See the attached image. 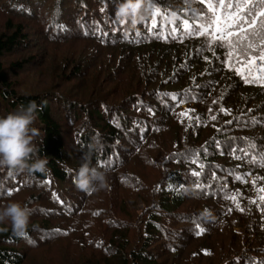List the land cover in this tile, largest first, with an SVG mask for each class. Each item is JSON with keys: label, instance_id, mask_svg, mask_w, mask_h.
Instances as JSON below:
<instances>
[{"label": "trees", "instance_id": "trees-1", "mask_svg": "<svg viewBox=\"0 0 264 264\" xmlns=\"http://www.w3.org/2000/svg\"><path fill=\"white\" fill-rule=\"evenodd\" d=\"M117 2L0 0V13L34 19L50 44H90L48 52L56 78L86 93H17L9 73L37 66L45 51L28 50L23 24L8 20L0 32V117L35 101L36 155L49 161L44 173L0 168V209H31L24 236L0 223V264L63 243L66 264H264V85L245 83L228 67L229 47L195 31L209 24L206 0H154L159 13L137 25L115 18ZM262 37L258 23L233 42L247 56ZM85 154L107 176L94 193L74 183Z\"/></svg>", "mask_w": 264, "mask_h": 264}, {"label": "clouds", "instance_id": "clouds-1", "mask_svg": "<svg viewBox=\"0 0 264 264\" xmlns=\"http://www.w3.org/2000/svg\"><path fill=\"white\" fill-rule=\"evenodd\" d=\"M154 11L153 0H118L115 18L122 24L130 22L137 25L148 19ZM175 19V13H170L167 22H174ZM38 108L35 101H30L27 107L21 105L6 117H0V168L15 173L46 172L49 161L46 157L36 155L38 149L34 144L39 131L32 125L37 119ZM83 159L85 162L74 177L76 187L85 193L103 189L107 183L106 173L90 166L87 154ZM30 216L31 209L20 202H10L0 209V223L8 221L14 234L19 236L26 234Z\"/></svg>", "mask_w": 264, "mask_h": 264}, {"label": "snow or ice", "instance_id": "snow-or-ice-1", "mask_svg": "<svg viewBox=\"0 0 264 264\" xmlns=\"http://www.w3.org/2000/svg\"><path fill=\"white\" fill-rule=\"evenodd\" d=\"M153 7L155 12L159 13L160 7L154 3V0ZM206 7L210 13L208 16L209 24L206 27H198L195 31H199L203 35H211L213 40L221 43V46L227 45L229 47L228 67L234 69L245 83L264 85V37L260 40L261 46L252 42L246 44V49L249 50L247 56L239 53L237 44L233 42L234 40L247 41L249 31H255L258 23L264 28V0H257L256 4L241 3L240 0H237L236 3H226L225 0H206ZM243 9H247L246 16L242 13ZM153 28H155V23ZM183 28L188 34L194 31L193 26L187 23L183 25ZM257 50L259 55H253V52ZM234 56L236 57L235 63L233 62ZM221 110L224 111V109ZM182 115H186V113ZM260 163L261 166H264V158L261 159ZM193 174L199 176V173L194 172ZM237 179L242 178L237 177ZM197 186L200 187L199 184ZM258 191L264 192V188ZM231 199L239 207L236 196H232ZM260 199L264 200V196H261Z\"/></svg>", "mask_w": 264, "mask_h": 264}, {"label": "rangeland", "instance_id": "rangeland-1", "mask_svg": "<svg viewBox=\"0 0 264 264\" xmlns=\"http://www.w3.org/2000/svg\"><path fill=\"white\" fill-rule=\"evenodd\" d=\"M14 14V13H10ZM11 21L12 25H15L17 23L23 24L25 26V30L27 34L30 36L31 44H33L32 47H29L28 50H41V52L45 51V56L43 55L44 59L43 62L38 63L37 66L30 65L25 66L23 70L18 71L16 74L12 75L9 73V81L14 83V88L17 93L22 92H29L33 90L41 89L43 92L46 90H55L58 93H61L60 96H66L70 97L73 96L76 92L77 93H86L84 92V89L82 85L77 81L73 80L69 83H61L60 80H58L56 77L58 76V73L56 70V61L50 63L48 52L50 50V53H55V50H60L61 52H68L72 55L75 53L81 52L85 47L90 45L89 43L85 42L81 39H72L69 40L63 44H50L45 41V38L42 34V31L39 27V25L35 22V20L32 18H26L23 16H12L5 15L0 13V32L5 28V23ZM45 47V50H42ZM47 52V53H46ZM113 53V52H112ZM58 53L54 54V57H58ZM22 54L19 52L10 53L3 57L4 64H9L13 60H16L19 56ZM56 83V84H55ZM74 88V91L71 92L70 90ZM70 91V92H69ZM71 94V96H70ZM59 95V94H56ZM82 98V97H81ZM80 98V99H81ZM88 98V97H87ZM85 98V99H87ZM59 100V99H58ZM65 138H67V135H65ZM144 169H147L146 167H141ZM144 180L147 183H152L153 179L151 176H149L146 173H143ZM137 200V199H133ZM139 209V204L136 207V210L133 214L126 215L125 218H131L132 215L136 214V211ZM65 243L61 245V248L59 251H54L52 248L47 249L46 247L42 250H38L36 252H32L29 254V259L27 260V264H66L65 256L70 255L71 250L69 248H66V250L63 249V246ZM69 253V254H67ZM74 256V255H73ZM69 259V257H68Z\"/></svg>", "mask_w": 264, "mask_h": 264}]
</instances>
